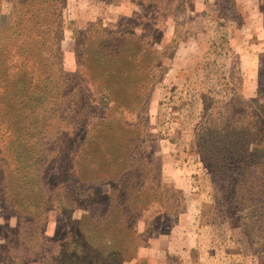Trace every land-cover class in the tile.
<instances>
[{
    "label": "rangeland",
    "instance_id": "rangeland-1",
    "mask_svg": "<svg viewBox=\"0 0 264 264\" xmlns=\"http://www.w3.org/2000/svg\"><path fill=\"white\" fill-rule=\"evenodd\" d=\"M61 13L43 81L0 83V264H264V0ZM14 15L0 0V49ZM207 129L262 151L205 161Z\"/></svg>",
    "mask_w": 264,
    "mask_h": 264
},
{
    "label": "trees",
    "instance_id": "trees-1",
    "mask_svg": "<svg viewBox=\"0 0 264 264\" xmlns=\"http://www.w3.org/2000/svg\"><path fill=\"white\" fill-rule=\"evenodd\" d=\"M11 1L14 4V23L16 31L14 32L15 35H12L11 40H9L6 44H3V46L1 45L0 83L8 84L9 82L20 81L24 84L27 80H31L32 78H40L39 80L42 82L43 80H41V77L45 73L44 66L46 65L45 61L47 59V56L43 55V49L49 47L52 38V48L54 52H56L59 56L62 55V50L60 49V41L62 39L60 30L61 10L64 8L66 0ZM21 15L26 18L23 20ZM46 23L52 24L53 29H55L52 37L43 33L46 32L44 29ZM38 65L41 66L36 67ZM57 65H60V63ZM30 66L36 69H30ZM37 68L39 69L37 70ZM56 71L59 72V76H63V72L59 66L56 68ZM68 75L71 76L73 74L70 73ZM71 81H73L72 78L70 80H66L65 84L69 82L70 85ZM66 86L67 85H64V88L60 90V92H65V90H67ZM12 93V89H2L0 99L3 97V100H5V98H8ZM5 110H1L2 114L5 113ZM209 129L205 132V135L207 134V136L204 141L203 138L199 139L198 135L200 134L196 135L197 150L200 152L203 160L205 161L206 157H211L213 160L215 159L214 163L216 164L228 162L226 159L227 154L234 153L238 157L237 163L250 164V159L256 158L262 151V146L260 147V145H262V140H257L258 142L253 143L243 142L238 145V141L235 139L229 140V138L233 135L231 133L232 130L212 132ZM213 133L220 138L222 141L221 144L218 143L217 137L215 136L210 138V144L207 143L209 140V138H207L208 135ZM211 169L213 171H217L220 170L221 167L214 166Z\"/></svg>",
    "mask_w": 264,
    "mask_h": 264
}]
</instances>
